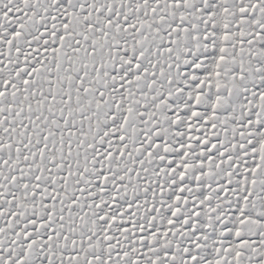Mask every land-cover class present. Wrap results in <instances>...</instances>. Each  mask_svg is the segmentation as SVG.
Segmentation results:
<instances>
[{
    "label": "snow or ice",
    "instance_id": "6c2138e0",
    "mask_svg": "<svg viewBox=\"0 0 264 264\" xmlns=\"http://www.w3.org/2000/svg\"><path fill=\"white\" fill-rule=\"evenodd\" d=\"M0 264H264V0H0Z\"/></svg>",
    "mask_w": 264,
    "mask_h": 264
}]
</instances>
